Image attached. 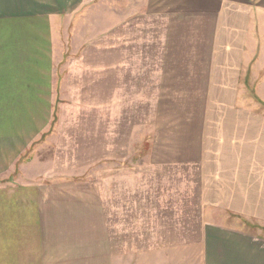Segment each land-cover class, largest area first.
Returning a JSON list of instances; mask_svg holds the SVG:
<instances>
[{
	"label": "crops",
	"instance_id": "1",
	"mask_svg": "<svg viewBox=\"0 0 264 264\" xmlns=\"http://www.w3.org/2000/svg\"><path fill=\"white\" fill-rule=\"evenodd\" d=\"M82 1L0 0V178L11 173L30 145L38 144L47 127V104L61 64L60 49L54 47L57 21L75 13ZM116 7L114 44L101 40L98 75L88 77L87 88L98 90L101 115L113 104L107 99L109 88L115 92L117 115L139 114L126 107L125 99L147 102L146 119L132 117L127 129L133 135L147 127L149 151L130 165L128 155L103 153L101 172L110 173L103 178L124 171L138 176L144 161L148 171L156 166L196 170L203 211L231 219V225L206 222L204 264H264V233L232 224L244 219L264 226V0H117ZM109 35L106 31L105 39ZM60 182L48 186L34 179L22 187L19 180L23 192L11 191L6 220L31 246L9 249L39 263L52 257L61 264L63 250L71 264H80L78 256L86 264H109V249L102 246L93 253L91 245L93 236L99 238L92 231H101V240L112 249L107 186L89 198L72 181H62L68 189H61ZM0 187V193L14 189L8 180ZM45 192L72 195L64 196L72 206L53 198L55 206L50 202L48 209L39 200L48 196ZM226 212L234 215L226 217ZM65 227L78 237L74 248L79 254L72 250V237L60 234Z\"/></svg>",
	"mask_w": 264,
	"mask_h": 264
},
{
	"label": "rangeland",
	"instance_id": "2",
	"mask_svg": "<svg viewBox=\"0 0 264 264\" xmlns=\"http://www.w3.org/2000/svg\"><path fill=\"white\" fill-rule=\"evenodd\" d=\"M116 4L117 0H83L75 13L66 14L57 21L59 37L58 44H54V47L60 49L61 64L57 71L51 104L50 102L47 104L51 110L50 114H45L44 122L47 127L39 136L38 144L34 142L30 145L11 173L0 178L1 186L8 180L9 183H13L14 188L0 193V214L4 212L6 214L0 216V264L7 262L11 264V259L14 264H51L52 257H45L44 263H39L34 256L19 257L15 252L17 249L25 251L26 247L31 246L21 236L22 232L17 226L6 220L11 215L8 213L10 204L6 205L11 191L23 192L17 185L19 180L22 184L35 179L40 184L48 186L61 181L59 185L61 189H68L62 181H72L74 185L80 186L81 190L88 191L89 198L92 196L95 198V194L97 198L100 195L101 179L103 176H110L109 172H101L99 163L103 153L128 155L129 160L125 163L130 165L133 158H136L135 162L137 158L142 160L149 151L147 127L134 131L133 135L131 129H127L132 117V121L135 122L140 117L146 119L144 103L147 102L141 100L137 105L136 99L134 102L132 99H125L123 102L126 103V107L138 110L139 114L117 115L113 99L115 92L109 88L107 99L113 104L108 113L101 115L98 90L87 88L90 87L88 77L91 74L93 78V75H98L95 73H98L96 69L99 64L101 40L114 44ZM106 31L110 32L108 39H105ZM110 51L111 49L109 53ZM112 51L114 52V49ZM44 57L47 59L46 53ZM120 110L123 111L122 108ZM101 126L104 129H101ZM143 164L138 176L124 171L117 178L115 176L103 178V187L107 186L109 180L108 202L105 201L107 202L105 209L110 233L112 232V249L109 242L101 240V231H92L99 234V238L95 235L91 241L92 252L100 250L102 246L109 249L111 256L106 258L109 264H204L203 234L206 222L231 225V219L209 217L206 214L208 209L206 213L205 209L203 211L201 206L204 200L199 191L196 170L182 168L180 172L173 167L156 166L155 169L151 168V171H148L149 162L144 161ZM26 185L22 184V187ZM2 188L0 187V191L4 190ZM45 193L49 197L43 196L39 199L47 202L49 208L45 203L44 209L51 208L50 202L55 206L53 198H57L59 203L62 202L64 207L72 206L64 197L72 195ZM229 214L234 215L226 212V217H229ZM59 215L62 216L61 208ZM232 224L249 232L264 233V226L255 221L240 219ZM84 233L86 234L87 230ZM5 234L8 237H5ZM24 234L31 235L27 231ZM60 234L72 237L74 240L72 250L79 254L74 248L75 240L78 238L74 231L68 233L65 227ZM82 239L81 235L79 241ZM81 244L84 245L82 242ZM9 247L17 249L11 252ZM2 249L4 254L1 252ZM83 249L91 252L87 247ZM31 252H34V249ZM88 252L86 255H89ZM59 254L63 255L60 257L61 264H71L70 257L67 258V251L61 250ZM77 258L80 259V264H86L85 258L82 256ZM52 259L55 264L56 259Z\"/></svg>",
	"mask_w": 264,
	"mask_h": 264
}]
</instances>
